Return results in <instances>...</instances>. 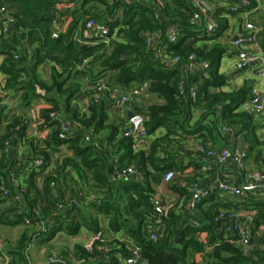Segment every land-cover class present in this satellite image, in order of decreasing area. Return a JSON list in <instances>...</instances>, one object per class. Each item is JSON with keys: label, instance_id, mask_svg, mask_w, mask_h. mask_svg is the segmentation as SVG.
Returning <instances> with one entry per match:
<instances>
[{"label": "trees", "instance_id": "obj_1", "mask_svg": "<svg viewBox=\"0 0 264 264\" xmlns=\"http://www.w3.org/2000/svg\"><path fill=\"white\" fill-rule=\"evenodd\" d=\"M249 1L239 5L237 11L256 6V0ZM197 12L192 0H0L1 27L7 17L12 18L8 35L19 37L17 45H8L1 33L0 54L4 60L0 70L5 79L0 90L13 91L23 111L40 100L49 104L40 110L37 123L40 131L49 134L30 140L27 132L31 120L24 112L10 114L6 100L0 96V225L25 226L14 246L7 249L18 264H29L27 252L34 237L48 243L59 233L75 237L83 228L97 232L100 216L108 219L107 228L113 236L96 242L91 251L75 245L73 256L78 261L84 259V264H124L129 241L141 249L147 264H264V232L258 234L259 227L264 226V196L260 194L264 188L255 185L243 189L242 196L205 208L214 201L217 185L195 206L198 213L188 218L174 208L163 211L158 202L152 201L165 173L172 170L175 178L184 171L185 166L175 159V146L183 134L203 130L215 133L214 125L203 123L210 114L219 112L233 130H247L254 146L264 144L254 127L248 130L254 114L237 111L248 101L251 90H221L226 84L220 72L225 47L198 44L211 39L225 24L220 25L216 12L209 11L215 22L209 33L205 14L199 22H192ZM91 20L109 28L108 43L93 34L85 37L86 24ZM58 22L65 24L64 31L56 28ZM11 25L15 26L13 31ZM170 30L176 33L175 41L169 39ZM145 32L156 34L153 45ZM258 36L264 50V30ZM176 56L180 57L178 62L166 61ZM192 62L202 68L187 71ZM48 63L49 78L45 80L38 69ZM83 77L90 86L88 90L83 89ZM100 80L107 90L98 101L89 103L87 112H81L79 103ZM181 80L188 88L196 87L195 99L180 94ZM144 81L149 82L148 93L161 96L163 103L139 107L134 112L148 118L144 124L148 134L159 127L167 129L150 142L147 150L137 149L134 138L123 134L124 125L109 122L107 113L115 105L109 98L111 92L125 93L131 85ZM185 105L202 112L195 124H190ZM68 120L77 121L82 128L71 129ZM64 122L69 130L61 138ZM23 144L29 148L20 156L18 148ZM64 146L71 153L54 158ZM37 158L43 159L39 167L34 165ZM131 165L141 177L114 180L115 167L124 170ZM176 191L180 197L189 193L183 187ZM17 194L20 201L15 199ZM242 209L254 211L247 251L239 244L236 231H228L227 223L217 220L222 211ZM35 212L44 220L45 230L36 225V220L25 225ZM119 233L126 238H117Z\"/></svg>", "mask_w": 264, "mask_h": 264}, {"label": "crops", "instance_id": "obj_2", "mask_svg": "<svg viewBox=\"0 0 264 264\" xmlns=\"http://www.w3.org/2000/svg\"><path fill=\"white\" fill-rule=\"evenodd\" d=\"M210 11L216 12L217 18L222 25L224 22L225 28L217 33L213 34L211 39L203 40L198 42V44H206L208 46L214 44H222L226 51L221 59L220 72L226 77V84L221 87L223 91H232L238 90L242 87H247L248 91L253 87H259L264 91V67H260L257 63L253 66H249L244 69H237L235 67V60L238 51L240 50L234 44V41L237 39L240 33L245 30L246 23H252L255 26L259 27L261 31L264 30V0H259L262 4L256 6L252 9H246V12L242 9V13L236 16L237 12H228V9L233 5H241L242 2L239 0H204ZM207 26V24H206ZM56 28L64 31L65 24L58 22ZM92 33L95 31V28H92ZM1 25H0V44H1ZM5 39L8 45H17L19 37L15 34L5 35ZM260 38V37H259ZM261 42V41H260ZM3 46L0 45V49ZM4 60V55L0 54V66ZM198 66L202 67L200 63H196ZM50 64L41 65L38 69V74L42 79L47 80L49 78ZM195 66V65H194ZM190 72H193V67H190ZM188 69V70H189ZM187 70V69H186ZM197 70V69H196ZM5 75L0 70V87L4 85ZM134 85V84H133ZM122 94L124 91H117ZM0 96H2L6 101L5 104L8 106V109L12 113L21 114L24 112L25 115L31 120V126L28 130V137L31 140L32 138L39 139L45 138L49 132L40 131L37 123L39 122V112L42 108L49 107V104L45 103L44 100L34 102L29 108L24 111L19 107L20 100L18 96L13 91H2L0 90ZM15 96V100L11 101V98ZM140 98V101H138ZM250 98L242 106H240L237 111L248 110L249 112L255 114L252 110L250 104ZM153 103H163V98L155 93H147L144 96L137 97L133 100L128 101L126 104L121 106L113 105L109 109V122L119 121L121 125L124 124L125 118H128V112L130 110L134 111L136 109L143 108L142 105H149ZM79 109L81 112H87L88 106L86 103V97L82 99L79 103ZM184 111L189 112L190 124H195L196 121L200 118L202 112L195 107L191 109L187 108V105L184 106ZM69 121V120H68ZM69 127L73 130H78L82 128V125L77 121H69ZM126 123V122H125ZM207 125L215 126V133L211 135L206 133V131L197 132V133H182L183 137L180 143L176 144L177 156L175 157L176 161L182 163L185 168L182 174L176 176L170 181H166L165 177L161 184L156 187L157 202L160 206H164L167 209L174 208L175 211L184 218H188L194 214L198 213L197 208L191 205L192 196L195 191H213L219 183H226L234 186H239L242 188L243 182V171L239 168L236 160L231 159L223 163H219L215 157L209 156L206 151L201 149V146H206L207 148H212L217 151L225 148H240L248 152L247 156V167L249 169H259L264 171V144L253 145L251 136L248 135L247 130H242L240 127L234 128V130L227 126L225 121L221 119L220 113L210 114L206 117L203 122ZM123 127V126H122ZM123 127V128H124ZM253 127L255 128V133L259 140L264 143V113L254 116ZM122 129V128H121ZM232 129V131H230ZM250 130V129H248ZM167 132L165 127H159L153 134L149 137L143 139L137 149L147 150L149 148L150 142L155 138L164 135ZM181 132V131H180ZM86 136V135H85ZM150 140V141H149ZM11 147H15V142L11 144ZM28 145H21L18 148V153L20 156L23 153L28 152ZM175 149L171 147L170 150ZM71 152L64 146L59 152H56L54 158L62 157L63 155L70 154ZM19 156V157H20ZM258 156V161L256 160ZM262 166V167H261ZM166 174V173H165ZM165 176V175H164ZM183 187L187 188L189 193L187 196L180 197L179 192L176 191V188ZM261 196H264V192L260 193ZM260 196V195H257ZM238 198L234 195L223 192L219 189L214 195V201L208 202L204 205L207 208L211 203H219L226 199L233 200ZM254 213H252L253 215ZM108 219L104 217H99L100 228L104 230L108 226ZM249 221V220H248ZM193 222V221H192ZM12 227H7L0 225V244L2 246L3 252L8 253L7 249L14 246L17 242L19 236L24 231L25 226L11 229ZM108 229V228H107ZM94 232V231H93ZM93 232L88 229H83L78 236L67 237L64 233H59L54 240L48 243H41L39 237H34L32 240L28 254L29 261L32 264H50L47 255L57 256L62 251H72V248L79 241L86 242ZM264 232V226H260L258 229V234ZM113 236L110 231H104V237ZM117 238L125 239L123 233L116 234ZM205 237V234H202V238ZM51 247L49 251L48 248ZM47 254V255H46ZM71 256V261H64V264H78V260Z\"/></svg>", "mask_w": 264, "mask_h": 264}, {"label": "built area", "instance_id": "obj_3", "mask_svg": "<svg viewBox=\"0 0 264 264\" xmlns=\"http://www.w3.org/2000/svg\"><path fill=\"white\" fill-rule=\"evenodd\" d=\"M195 4V6L198 8L199 12L195 13L191 20L192 22H199L201 19V15L205 14L207 16L208 22H207V31L211 33L215 28V22L214 20L208 15V12L210 11V8L206 4L204 0H192ZM242 2V4H250L249 0H239ZM3 10V9H1ZM231 11H237L238 6L233 5L230 7ZM12 22V18L7 17L6 20L3 22V25L1 27L2 33L4 35H8L10 31V23ZM92 28H95V31L92 33ZM260 28L255 26L252 23H246L245 24V30L239 34L237 39L234 41V44L236 47H238L240 50L237 53L236 60H235V67L237 69H244L251 65V63H257L260 67H264V50L262 48L261 42L259 40V32ZM91 34L95 36H99L103 38V40L108 43L109 38V28L105 25L96 24L95 20H91L86 24V29L84 31L85 37L91 36ZM54 37L57 36V32H54ZM145 38L147 39L148 43L150 45H153L155 38L157 37L156 34H152L149 32L144 33ZM169 39L170 41L176 40V33L174 30H170L169 33ZM179 56H176L174 58L167 57L166 61L168 63H176L179 61ZM191 59H193V56H191ZM88 60H85V63ZM196 63L192 62L189 64V67H194ZM148 87L149 82L144 81L140 84H134L131 85L127 91L123 94H118L117 92H111L109 94V98L114 101L116 106H121L126 104L128 101L133 100L137 97L144 96L148 93ZM180 88V94L184 96L185 98L188 97L190 99H195L196 97V87L191 86L188 88L186 85L185 80H181L179 83ZM105 90H107V86L103 80H100L97 85L93 88H91L88 92V96L86 97V103L87 106L91 101H98L100 94H102ZM250 104L252 107V110L257 114L264 113V91L259 87H253L251 89V99ZM148 120V118L139 112H134V114L130 117H128V122L126 123L125 129L123 134L125 136H132L137 144L141 143V141L148 136V132L144 126L145 122ZM68 124L62 123V129L60 132V137L65 138L68 134ZM232 131V129H230ZM86 141H88L90 138L86 136ZM201 149L203 151H206V153L209 156L215 157L216 160L219 163H223L227 160L234 159L236 160L239 168L243 171V182L247 186H255L259 184H264V171L258 170V169H249L247 167V156L248 152L244 149L240 148H232V147H225L219 151L207 148L206 146H201ZM43 164L42 158H37L34 162V165L39 167ZM137 176L141 177V173L138 172L133 165L125 168L124 170H118L116 167L114 168L113 172V178L114 180H123L127 177L131 176ZM175 173L174 171H168L165 174V180L170 181L174 178ZM54 185V183H52ZM218 188L221 189L223 192L228 193L230 195H234L236 197H240L243 194V188L239 186H234L226 183H219ZM207 191H201L197 190L194 192L191 200V205L195 207L199 202H201L203 196H205ZM15 199L17 201L21 200V196L19 194L16 195ZM153 202L157 203V198L154 196L152 198ZM161 209L163 211H167L168 209L164 206H161ZM252 213L254 211L242 209L239 211H222L220 216L217 218V220L224 221V223H227L226 229L228 231H236V233L239 236V244L247 251L250 247V229L251 226L249 225V221L252 218ZM40 213L35 212V214L32 216V218H27L25 220V225L30 226L32 225V221L36 220V225L42 229L45 230V222L40 218ZM241 218H245L244 221L241 220ZM249 220V221H248ZM155 238V235L152 236ZM105 240L104 238V230L99 229V231L94 232L91 237L83 243V246L85 250L91 251L93 246L96 244V242H103ZM128 250H129V256L126 257L123 261L124 264H143V257L141 253V249L133 242L129 241L128 243ZM29 250V249H28ZM0 264H18V262L8 255L7 253L3 252L2 246L0 244ZM27 259L29 260V254L27 252ZM48 261L50 264H64V260L57 256H50L48 258ZM78 264H84V259L77 261Z\"/></svg>", "mask_w": 264, "mask_h": 264}, {"label": "rangeland", "instance_id": "obj_4", "mask_svg": "<svg viewBox=\"0 0 264 264\" xmlns=\"http://www.w3.org/2000/svg\"><path fill=\"white\" fill-rule=\"evenodd\" d=\"M256 3L258 4V5H261L262 3L259 1V0H256ZM244 9V10H243ZM242 10L243 11H245L246 12V9L243 7L242 8ZM242 12L240 11V12H238L237 14H236V16H238L239 14H241ZM225 23V22H224ZM260 39V38H259ZM81 82L82 83H84V85H83V89H85V90H88L89 88H90V86H89V84H88V81H87V79L85 78V77H83L82 79H81ZM89 86V87H88ZM13 100H15V97H13V98H11V101H13ZM19 108V107H18ZM109 109L110 108H108V110H107V113L109 114ZM257 113H255L254 114V116L256 115ZM257 115H260V114H257ZM254 121V120H253ZM125 122L127 123L128 122V118L126 117L125 118ZM146 123L147 122H145V125H146ZM126 125V124H125ZM150 126V124H148V127ZM252 129H253V126H251V128H250V131H252ZM157 130V129H156ZM155 130V131H156ZM154 131V132H155ZM109 131H106V133H108ZM153 132V133H154ZM1 133H3V131H1L0 130V134ZM153 133H150V134H148V136L147 137H149L151 134H153ZM150 141V140H149ZM11 202H9V204H10ZM104 217V216H103ZM105 218V217H104ZM23 226V225H22ZM19 227H21V226H17V227H12L11 229H15V228H19ZM83 229H87V228H83ZM83 229H81V231L83 230ZM89 231H91V232H93L94 230H90V229H88ZM105 230H108L107 228L105 229L104 228V231ZM81 231L79 232V234L81 233ZM109 231V230H108ZM94 233V232H93ZM65 234V233H64ZM78 234V235H79ZM77 235V236H78ZM67 237H71V236H68V235H66ZM74 237V236H73ZM105 238H106V236H105ZM107 238H108V236H107ZM83 243L84 242H82V241H79L78 243H76L75 245H83ZM75 245H74V247H75ZM74 247L72 248V251H62L59 255H57V257H60V258H62V259H64V258H66L68 261H71V256H69V254L71 255L72 254V257H74L73 256V254H74ZM48 250L50 251L51 250V247L50 248H48ZM47 255V254H46ZM50 256L49 255H47V257H46V259L47 258H49ZM29 264H32L30 261H29ZM60 264V263H59Z\"/></svg>", "mask_w": 264, "mask_h": 264}, {"label": "water", "instance_id": "obj_5", "mask_svg": "<svg viewBox=\"0 0 264 264\" xmlns=\"http://www.w3.org/2000/svg\"><path fill=\"white\" fill-rule=\"evenodd\" d=\"M15 29V26L14 25H11V30L13 31ZM205 65H207V64H205ZM254 65V63H251V66H253ZM202 67H200V66H198L197 64H195V66L193 67V69L194 70H198V69H201ZM188 69L189 68H187V71H188ZM39 92L40 93H43V90H41V89H39ZM138 101H140V98H138ZM142 107L143 108H146V106L145 105H142ZM134 114V111H132V110H130L129 112H128V117H130V116H132ZM257 187H262V188H264V184H259V185H256ZM256 186H247L244 182H242V188L243 189H245V190H247V189H251V188H253V187H256ZM143 264H147V262L146 261H144L143 262Z\"/></svg>", "mask_w": 264, "mask_h": 264}]
</instances>
